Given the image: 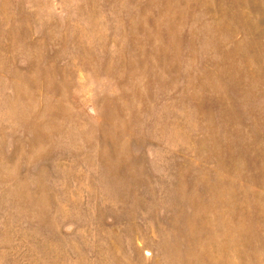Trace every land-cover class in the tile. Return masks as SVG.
<instances>
[{"label":"rangeland","instance_id":"374dc122","mask_svg":"<svg viewBox=\"0 0 264 264\" xmlns=\"http://www.w3.org/2000/svg\"><path fill=\"white\" fill-rule=\"evenodd\" d=\"M0 264H264V0H0Z\"/></svg>","mask_w":264,"mask_h":264}]
</instances>
